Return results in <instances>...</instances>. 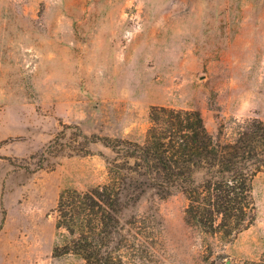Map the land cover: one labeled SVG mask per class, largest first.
Wrapping results in <instances>:
<instances>
[{"label":"rangeland","instance_id":"rangeland-1","mask_svg":"<svg viewBox=\"0 0 264 264\" xmlns=\"http://www.w3.org/2000/svg\"><path fill=\"white\" fill-rule=\"evenodd\" d=\"M153 106L198 110L216 137L264 122V0H0V264H86L65 252L60 196L107 183L98 139L143 142ZM253 193L254 220L225 237L187 220L182 192L150 190L89 233L91 249L120 241L117 264H264V171Z\"/></svg>","mask_w":264,"mask_h":264},{"label":"trees","instance_id":"trees-1","mask_svg":"<svg viewBox=\"0 0 264 264\" xmlns=\"http://www.w3.org/2000/svg\"><path fill=\"white\" fill-rule=\"evenodd\" d=\"M149 121L143 142L98 139L112 151L107 183L60 196L58 225L75 236L65 252L80 254L86 264L119 263L114 251L120 241H109L119 242L116 249L92 250L89 233L98 229L102 236L99 225L108 224L106 218L114 214L119 220L150 190L160 197L185 194L187 220L213 234L232 236L254 220V182L264 171L262 120L234 119L231 135L224 138L211 134L195 109L153 106Z\"/></svg>","mask_w":264,"mask_h":264}]
</instances>
